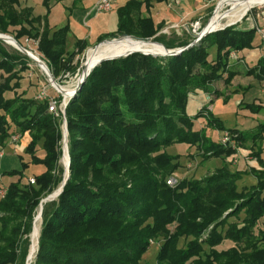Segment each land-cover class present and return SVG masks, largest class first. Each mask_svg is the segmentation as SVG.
<instances>
[{
	"label": "trees",
	"instance_id": "trees-1",
	"mask_svg": "<svg viewBox=\"0 0 264 264\" xmlns=\"http://www.w3.org/2000/svg\"><path fill=\"white\" fill-rule=\"evenodd\" d=\"M152 1L164 0H128L118 7L116 30L100 36L97 44L124 34L167 48L191 43L194 38L158 34L165 22L146 14ZM53 2L44 0L48 12ZM47 15L34 14L19 0H0V33L22 45L25 39L37 41L36 52L55 78L62 70L74 74L75 57L89 45L77 40L69 51V26L55 28ZM256 36V28L227 26L179 55L134 52L92 69L66 107L70 176L62 193L44 203L32 264H264L261 150L252 152L257 165L251 167L255 182L250 185L239 184L244 172L221 168L203 179L184 178L175 187L168 178L181 166L180 155L166 150L174 143L204 141L216 155L234 152L231 146L219 147L203 127L196 128L211 101L202 102L195 114L188 112V104L192 95L211 92L215 80L229 83L235 75L231 51L253 48ZM32 61L0 39V150L11 137L28 136L29 159L22 164L42 167L33 175L23 168L0 170V190H6L0 194V264H25L37 207L64 179L59 166L62 114L49 111V97H37L42 89L37 76H29ZM257 63L248 74L260 65L262 80L264 58ZM244 108L259 107L250 103ZM210 113L207 128L226 129L239 143L264 139V123L241 130L226 127ZM2 176L16 179L5 184ZM242 212L241 222L231 220ZM159 237L164 241L156 261H143L151 239ZM225 241L232 244L218 249Z\"/></svg>",
	"mask_w": 264,
	"mask_h": 264
},
{
	"label": "rangeland",
	"instance_id": "rangeland-1",
	"mask_svg": "<svg viewBox=\"0 0 264 264\" xmlns=\"http://www.w3.org/2000/svg\"><path fill=\"white\" fill-rule=\"evenodd\" d=\"M19 1L22 6L31 7L33 9L34 14L36 15L45 16L48 14L47 16L49 17V20L52 23H56L59 26H63L67 24L68 19H72V17H76L80 14L82 17V13L80 14L78 13V9L73 7L71 0H64L63 2L60 3L58 2L53 3V5L51 6L52 8L50 9L49 12H48V7L44 4V0H19ZM222 1L224 0H216L214 2H208V3L206 2V4L202 6V8H199L196 12L191 13L190 15L185 17L184 20L182 21L179 20L178 23L180 24V28H179L181 32L180 34L175 30V28H169L167 33H161V34H166L168 37H173L176 35L178 37H183V38H194L195 32L193 31V27L189 32L186 29V26L190 22L199 20L201 23V28L198 30V32H201L204 29V27L208 24L209 20L210 19L212 20V18L214 17L213 15H215V13L217 12ZM211 7H213L212 11H210ZM229 8L230 5L228 3H225L221 11L228 10ZM112 18H113L112 25L109 26L108 28H105L106 31L112 32L117 28L116 25H117L118 17L116 11L112 13ZM172 23L175 22H170L168 23L167 26H169ZM80 24L83 25L82 20L80 21ZM227 24H231L229 26L237 25L239 28H243V29L256 28L257 36L254 42V47L242 51H237L236 49H233L230 53V64H231V68L235 72V75H233L231 81L227 83L225 79L215 80L212 83V91L207 93L206 96L204 94L192 95L188 104V112L190 114H195L197 113L200 106L203 105L202 102H206L207 100L211 101L208 105V110H205L204 112L205 115L203 117H200L196 122V128L203 127L202 129L204 130V132H206L209 138L219 143V147L231 146L234 152L231 155H226L223 153L221 155H216V153H214L213 150L208 151L204 141H201L199 145L197 144L190 145L188 143H174L167 146L166 150L169 153L180 155L179 160L181 162V166L177 170H175L172 173V175L169 177V178L173 177L176 179V181L173 184L168 183L172 187H175L179 183V181L184 178L203 179L207 176H210L218 172L221 168H224V170L231 169V170H240V172H244V175L242 179L239 181V184L241 186L250 185L255 182V177L250 172L251 167L253 164L257 165L256 157L255 155H252V152L261 150L262 152L261 155L264 157V139L257 140L256 142L250 139L246 142L239 143L237 139L232 138L231 133L226 129L221 130L217 128L206 127L207 124L205 118L211 116L210 111H213V113L216 116L221 117L226 127L232 128L235 126L241 130H255L260 126V124L264 123V79L259 80L257 77V73L260 72L261 69L260 65L259 68H257L256 72L248 74V70L251 68V66H255L256 64H258L257 61L259 58H264V4L254 5L246 12L244 16H242V18L234 22H229L228 19H225L222 22L221 26ZM84 28L87 31L92 32L91 25H89L88 27L84 26ZM109 39H114V38H109ZM76 41L77 38L72 33H69L68 43H67L69 51L76 48ZM23 43L27 48L37 53L36 52L37 41L32 39L31 40L25 39L23 40ZM6 44L10 50H12V48H15L14 46L9 45L8 43ZM155 44L158 45L157 43ZM94 46L88 47L84 51V53L79 54L75 57L73 63L78 68L74 74H71L69 70H62L59 73L58 77L55 78L57 82L60 83L61 85H66V86L74 85L77 80V77L83 70L84 61L87 57L88 50L90 48H94ZM158 56H162V55H158ZM32 74L33 76H37L39 80V84H40L39 90L42 89L41 92L45 91L47 96L53 99L55 102V110L50 111L49 109V111L56 115H59L60 113L62 114L63 140H62V156L59 161V166L63 168V176L65 178L66 167L63 162V158L66 151L65 149H63L64 117L66 116V112L64 114V110H65L64 96L51 84L47 74L34 61L30 63L29 76H31ZM57 95L62 96V99L60 101L57 99L56 97ZM250 103L255 104L256 109L258 107L259 108L257 110L244 108V106ZM226 135L229 137L228 141H224V137ZM27 141H28V136H23L21 138L17 136L16 141H14L13 137L8 139L6 146L4 147V149H2L3 155L0 156L1 171L12 168H18V169L23 168L27 175L41 173L42 167L39 165L30 164L24 168L22 164L23 161L26 162L29 159L28 154H26L25 152ZM67 143H68V151H69V132L67 134ZM1 179L2 182H5V184H7L11 180L16 179V177L2 176ZM61 184L62 182L53 190V192H55L61 186ZM53 192H51L50 194H52ZM39 211H40V204L37 207L36 215L33 221L32 231L34 228L35 219L39 214ZM244 216L245 213L242 212L240 215V219L233 216L231 220H238L239 222H241ZM263 221L264 219L260 221L259 226L262 225L261 223ZM42 222H43V218L41 219L40 231H41ZM171 227H173V225H171ZM31 234H30V241L32 243ZM205 237L206 235H204L203 238ZM163 241H164L163 237L151 239L150 248L143 255L142 260L149 262L156 261L157 254L160 249V244ZM231 244H232L231 242L225 241L222 244H220L217 248L218 249L226 248ZM36 254L37 252L35 253L34 257L32 258L29 264L34 263ZM25 264H28V256L26 258Z\"/></svg>",
	"mask_w": 264,
	"mask_h": 264
},
{
	"label": "bare ground",
	"instance_id": "bare-ground-1",
	"mask_svg": "<svg viewBox=\"0 0 264 264\" xmlns=\"http://www.w3.org/2000/svg\"><path fill=\"white\" fill-rule=\"evenodd\" d=\"M225 3H228L230 5V8L228 10L221 11ZM262 4H264V0H224L221 2V5L219 6L212 20L209 22L208 25L204 27L203 30H211V29L213 30L222 27L221 26L222 22L225 19H228L229 22H234L242 18V16H244L246 12L254 5H262ZM7 43L9 45L15 46V42L12 41L11 39L8 40ZM137 50L158 54V55H165L166 53L165 48H162L156 45L155 43L138 40L132 37H125L119 40L104 42L101 45H99L97 48H90L88 50L87 57L84 61L83 70L77 77L75 84L70 86L62 85V87H59V90H61L64 93V97L67 101L70 98V96L73 94L76 84L80 80V78L83 75H85L87 71L92 69L94 65H96L102 58L126 54L128 52L137 51ZM33 54L37 57L39 56L35 52H33ZM44 72L46 73V71ZM63 162L66 167V173H67L68 172L67 150L65 151ZM41 219L42 216L38 214L35 219L34 228L31 234L32 243L28 254V264L30 263V261L32 260L38 249V239L40 236Z\"/></svg>",
	"mask_w": 264,
	"mask_h": 264
},
{
	"label": "crops",
	"instance_id": "crops-1",
	"mask_svg": "<svg viewBox=\"0 0 264 264\" xmlns=\"http://www.w3.org/2000/svg\"><path fill=\"white\" fill-rule=\"evenodd\" d=\"M63 1L64 0H54L53 3H60ZM96 1L97 0H71L73 7L78 9V13H82V17L81 14L76 17H72V19H68V23L65 24L70 28L69 33H72L77 38V40L86 41L89 47L97 44L98 38L100 36L110 33L109 31H106L105 28H108L112 25V13L115 12L118 7L124 5L128 0H115L113 3V8L111 9L112 11L110 10L108 12L101 13L96 12V10L94 9ZM214 1L216 0H164L162 2L152 1L151 7L149 11L146 12V14L151 15L154 18L155 22L164 21V27H166L170 22H178L182 19L184 20L185 17H187L191 13L196 12L199 8H202V6L206 4V2L208 3ZM81 20L83 21L84 26L88 27L89 25H91L92 32L87 31L84 26L80 24ZM49 23L55 28L62 27L57 25L56 23H52L50 20Z\"/></svg>",
	"mask_w": 264,
	"mask_h": 264
},
{
	"label": "water",
	"instance_id": "water-1",
	"mask_svg": "<svg viewBox=\"0 0 264 264\" xmlns=\"http://www.w3.org/2000/svg\"><path fill=\"white\" fill-rule=\"evenodd\" d=\"M210 20H209V22H210ZM209 22H208V24H209ZM229 25H231V24H227V25H224L222 27H219V28L213 29V30L212 29L211 30H202V32H200L198 34V37L195 38L191 43H189L186 46L177 47V48H167L163 44H161L159 42H156V41H152L150 39L149 40L138 39V40H143V41H147V42L161 44L165 48V50H166L165 55H162V56H174V55L181 54L186 49H188V48L194 46L195 44L199 43L202 40V38L205 37V36H207L209 33L213 32V31H216V30H219V29H223V28H225V27H227ZM125 37H132V38H134L131 35L124 34V35L120 36L119 38L105 39V40L99 42L97 45H95L94 48H97L99 45H101L104 42L119 40V39H122V38H125ZM0 39L3 40L6 43L10 39L12 41H14L15 42V46L14 47L16 49H18L19 51H21L22 53H24L27 56H29L43 71H46V74H47V76H48L49 81L51 82V84L64 96V93L61 90H59V87H62V85L57 82V80L55 79V77L52 74L51 70L49 69L48 65L46 64V62L43 59H41V57L35 56L33 54V51L32 50H30L29 48H27L24 45H22L18 40H16L13 36H11L9 34L0 33ZM134 52H141V53H144V54H152V55L158 56V54L144 52V51H141V50L131 51V52H128L126 54H121V55H117V56L102 58L96 65H94L93 68H95L96 66H98L99 64H101L105 60H110V59H115V58H119V57H123V56H128V55H130V54H132ZM92 69H90L89 71H87L86 74L83 75L80 78V80L76 84V87L74 89L73 94L70 96V98L67 101H66V99L64 97V100H65L64 101V104H65L64 114L66 112V107L69 104L70 100L73 99V98H75L76 95L78 94V92L83 88V86H84V84H85V82L87 80V77L90 75ZM67 134H68V127H67V119H66V116H65L64 117V146H63V149L67 150V155H68V167H67V169H68V172L66 173L65 178L63 179L61 186L55 192H53L52 194L48 195L46 198H44V199L41 200L39 215H42L44 203L56 199L62 193L63 188H64V186H65V184H66V182H67V180H68V178L70 176V155H69V151H68Z\"/></svg>",
	"mask_w": 264,
	"mask_h": 264
},
{
	"label": "built area",
	"instance_id": "built-area-1",
	"mask_svg": "<svg viewBox=\"0 0 264 264\" xmlns=\"http://www.w3.org/2000/svg\"><path fill=\"white\" fill-rule=\"evenodd\" d=\"M115 0H97L96 3H95V6H94V9L96 10V12H108L110 11L112 8H113V3H114ZM183 20V19H182ZM181 20V21H182ZM187 25V24H186ZM193 27V31L195 32L194 34V39L198 37V34L200 32H198V30L201 28V23L199 20H195L193 22H190L187 26H186V29L190 32V30L192 29ZM169 28H175V30L180 34V24L178 22H175V23H172L170 24L169 26H166L161 32L159 33H167L168 32V29ZM202 32V31H201ZM40 99H44V98H47V94L45 91L41 92L38 96ZM50 98V97H49ZM50 106H49V109L50 111H54L55 110V102L53 99L50 98V102H49ZM14 141H16L17 139V136H14ZM229 140V137L226 135L224 137V141H228ZM3 155V150H0V156ZM29 181L30 183L34 184L35 183V177L31 176L29 178ZM176 181L175 178H169L168 180V183L169 184H173L174 182ZM6 193V190L5 189H1L0 190V194L2 196H4Z\"/></svg>",
	"mask_w": 264,
	"mask_h": 264
}]
</instances>
